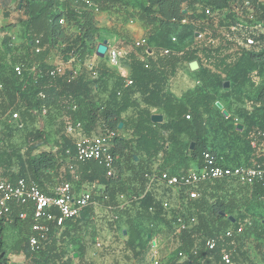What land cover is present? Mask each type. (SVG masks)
Here are the masks:
<instances>
[{
  "label": "trees",
  "instance_id": "1",
  "mask_svg": "<svg viewBox=\"0 0 264 264\" xmlns=\"http://www.w3.org/2000/svg\"><path fill=\"white\" fill-rule=\"evenodd\" d=\"M133 1L24 0L27 16L23 23L26 33L24 41L21 45H14L12 37H5L0 45V114L12 119L13 113L18 112L19 120H12L24 129L31 126L29 137L36 143L45 138L50 125L59 123L64 128L60 145L62 163L69 161L67 180L58 178L61 166L54 153L44 151L39 155L34 154L38 148L36 144L30 146L25 156L17 159L13 158L11 152H1L0 170L1 178L14 182L22 178L34 181L43 190L56 182L69 181L73 185V182H77L80 186L78 188L86 184L93 185L103 190V200L109 203L106 208L117 205V195H125L128 198L126 206L110 213L118 217L113 221L116 225L124 221L128 226L125 229L126 244L135 256L143 260L147 246L142 225L145 221L151 224L160 220L165 222L166 211L154 189V185L161 182L155 181L148 188L145 174L152 170L144 166L141 156L152 162L159 159L160 155L168 157L173 155L171 152H176L187 156L197 166H202L203 154L208 150L224 156L211 146L210 135L227 128L235 120V115L244 120V130L239 131L238 125H235L234 133L248 135L250 142L258 139L259 131L264 129V88L257 100L252 102L251 109L241 105L237 113H234L235 110L226 107L230 113L226 118L217 107V102L224 104L218 92L224 88L225 82L231 83V87L223 95L229 98L236 91L235 86H245L251 81L253 72L256 71L258 75L264 73V0H145L139 4ZM87 2L101 12L120 13L129 11L130 8L138 10L129 14L138 18L148 30L153 54L147 51V61L130 56L132 61L129 78L133 81L131 86H126V78L118 74L106 59L101 58L97 60L98 78L94 80L87 74L71 82L63 76L52 78L49 75L54 66L45 63V59L52 50L58 51L60 56L69 55L70 59L75 58L73 63L80 66L93 57L96 42L101 38V29ZM208 8L221 13L227 9L232 11L226 16L229 22L225 32L220 30L222 23L215 26L214 21H210L205 13ZM251 9L254 10L255 21L262 27L244 30L247 26L243 22L249 17ZM185 18L190 20L188 24L182 23ZM61 20L65 23H61ZM202 21H207L208 24L199 25ZM69 27L77 28L76 33H71ZM207 28L210 35L207 34L201 49L189 47L179 55L161 54L160 50L164 48L182 50L188 41L196 38L197 32H205ZM174 36L178 38L177 45L172 42ZM38 37L44 47L40 54L34 49V40ZM249 37L255 40V45L247 46ZM202 58L208 67L203 66ZM194 60L200 63L198 79L201 85L179 98L171 91V80L177 76L185 62ZM35 63H38V72L30 73L29 69ZM18 64L25 67L22 77L17 76L14 71ZM239 101L241 102L240 99ZM74 105L78 106L77 110H73ZM44 106L48 110L46 115H42ZM154 109L165 116L163 123L152 122ZM130 111L131 116L125 118ZM187 115H190V119H187ZM78 122H81L82 128L68 134L67 124L73 123L76 126ZM124 129L131 131L129 138L121 135ZM77 132L81 134L76 136ZM110 133L114 134L113 153L116 157L123 158L129 152L134 153L128 178L120 169L119 162V173L115 177H108L105 166L99 162L78 163L66 155V150L73 149L75 141L82 136ZM184 138H187L189 148L193 142L196 144L189 155L185 153L187 145L185 146ZM224 157L227 165L241 164V161ZM137 158H140L138 162ZM15 163H18V170H14ZM142 169L145 171L142 172ZM223 181L229 180L206 181L200 184V197L190 202L193 210L191 216H195L198 223L191 229L176 233L179 253L183 252L187 257H180V260L169 264H224L221 258L224 251L231 253L233 264H245L243 253L239 249L240 243L254 237L264 241V223L248 221L245 214L241 216L235 198L228 199L217 195L222 188L220 182ZM249 189L253 197L264 198L262 184ZM180 191L182 196L187 197L182 189ZM104 196L109 199L105 200ZM22 210V206H15L12 214L4 220L21 225L29 222L32 227V212L22 221L19 219ZM93 214L94 207H89L79 217L67 221L64 227L52 225L48 240L36 253L31 251L28 237L24 247L26 257L33 264H71L72 259L68 257L67 248H61L60 237L71 240V231L91 221ZM230 217L234 218V222ZM245 222L247 227L243 235L229 238L223 234L226 229L238 227ZM2 226L0 223V264H9L3 240L5 228ZM58 232H61L60 237ZM149 234L153 235L148 232L145 237L148 238ZM206 237L217 239L215 250L204 249ZM73 242L77 244V241L72 240L71 243ZM146 242H150L149 239ZM194 249H198L196 255L192 253ZM85 251V245L81 244L77 250L79 258H82Z\"/></svg>",
  "mask_w": 264,
  "mask_h": 264
},
{
  "label": "rangeland",
  "instance_id": "2",
  "mask_svg": "<svg viewBox=\"0 0 264 264\" xmlns=\"http://www.w3.org/2000/svg\"><path fill=\"white\" fill-rule=\"evenodd\" d=\"M225 16V13H221L220 15H215L213 18H210V21H214L215 26L222 23V28L220 30L224 32L225 27L228 25V20H226ZM4 18L11 19L12 22L8 23L7 26L12 25L11 27H15V30L13 34L10 33L11 29L7 32L2 31L3 35L0 36V41H3L5 37H15L14 40L12 39V43L14 45H21L26 36L23 25L24 21L27 20L24 3L23 8L20 10V0H0V22L2 19L4 20ZM107 19L108 24H102L100 20H97V25H100L98 27L101 29V38L96 42L94 53L96 52L98 44L101 43V39H111L118 36L122 39L119 46L126 49V55H134L136 57L147 55L146 48L137 49L132 44L134 39L124 37V26H119V24L122 23H117V20H113L109 15H107ZM241 19L244 18L241 17ZM122 22H124V20ZM243 23V25L247 26L244 30H248V28L249 30H254L262 27L258 21L250 20L249 17L246 18ZM199 25H204L203 21ZM4 26L5 25H1L0 29ZM17 26H19V28H16ZM64 26L67 27V24ZM69 29L71 33H76L77 28L69 27ZM197 30L200 31L199 28ZM198 33L201 32L196 33V38L198 39L194 38L192 41L187 40L188 43L183 48L190 47L191 49H201L205 43L202 41L207 37H201ZM208 34L210 35V33ZM53 53L55 54L56 52ZM55 56H58V54ZM61 58L69 65L70 69L81 68L76 62L73 63L70 61L69 55H62ZM202 62L204 67H208V64L203 58ZM198 71H191L189 63L185 62L180 68L177 76L171 80V91L177 97L181 98L187 91H191L195 89L196 86L201 85V82L198 79ZM252 75L251 81L245 86H235L236 91H234L233 95L229 98L225 96L223 97V95L227 93L226 88L219 89L218 95L224 103V108L230 107L232 110H235L234 113H237L241 105L251 109L252 102L257 100L261 90L264 88V73L258 75L255 71ZM131 113V111L127 113L125 118L130 117ZM243 123L244 120L235 115V120L227 128L221 129L217 134L212 133L210 135L211 146L219 153L226 156L228 160L241 161V164L254 165L259 163L264 165V143L260 142L259 147L254 149L248 135L234 133L235 125H243ZM30 130L31 126L29 129L18 127L11 118H6L4 114H0V153L3 151L11 152L13 158L17 159L18 157L25 156L30 146L36 144L38 145V148L35 150L34 154L39 155L44 151L54 153L58 160V164L61 166L60 176L58 178L62 181L67 180V165L69 164V161L66 160L62 163L60 153L64 128L61 127L59 123H53V125H50L49 128H47L45 138L38 143L29 137ZM80 134L81 132L75 133L76 136H79ZM121 135L129 138L131 136V131L129 129H124L121 131ZM184 141L186 146L188 143L187 138H184ZM226 148H229L228 153L225 152ZM185 151V153L189 155L191 148L187 145ZM132 154L134 153L129 152L123 158L117 157L120 169L124 172V175L127 178L131 174L130 165H132ZM171 154H173V152H171ZM141 158L145 167H149L152 171L157 169L154 165V162L157 160L148 162L144 156H141ZM139 159L140 158H137V162ZM159 160H161L159 163H162V165L160 164V166H158L160 167L158 168L160 170L161 167L169 165L166 167L169 168L170 166L175 165L177 159L172 158V156H159ZM14 170H18V163H15ZM144 171L145 170L142 169V172ZM73 183L77 189L84 188L92 191L98 205L94 207V214L91 221L89 220L87 223H84L71 231V240L63 239V237H60L61 232H58L61 248H67L68 257L72 259L71 264H169L174 260H180L178 235L173 228L172 222L178 215H184L187 217L191 216L193 213L192 207L190 206V202L192 201L187 197L182 196L180 189L169 188L163 183H156L154 185L156 195L161 199L166 211L165 222L160 220L157 223L151 224L145 221L142 225L144 242L147 246V250L144 252L145 256L143 255L144 257L141 261L126 244L127 234L124 232L128 226L124 221H121L117 225L113 222V215L106 208V205H109V203L103 200V190H99V188L90 184L78 188L80 187L79 184L77 182ZM220 183L222 188L217 193L219 197L225 196L228 199L235 198L241 216L245 214L248 221L251 220L257 224L264 223V198L253 197L249 188L244 187L235 181L229 180ZM115 202L118 203V195ZM0 223H2V227L5 228L3 240L5 242V248L7 251L6 255L9 259V264H33L29 258L26 257L24 251L25 242L31 233L29 222H26V225H21V223H13L8 219H2L0 220ZM20 225L23 227L21 228ZM148 232L153 233L152 238L150 239L145 237ZM147 239H149L150 242H146ZM72 240L77 241V244L75 242L71 243ZM98 242L102 243L101 247L97 246ZM81 244H84L86 247L85 254L82 258H79V254L75 257ZM239 249L241 253H243L245 264H264V241L257 239V237L247 239V241L240 243Z\"/></svg>",
  "mask_w": 264,
  "mask_h": 264
},
{
  "label": "built area",
  "instance_id": "3",
  "mask_svg": "<svg viewBox=\"0 0 264 264\" xmlns=\"http://www.w3.org/2000/svg\"><path fill=\"white\" fill-rule=\"evenodd\" d=\"M87 3L95 15L102 13L92 3ZM205 13L209 18L221 14V12L213 11L211 8L206 9ZM248 15L250 20H255L254 10H249ZM189 22L190 20L188 18L182 20L183 24H188ZM61 23L64 24V20H61ZM203 24L208 23L207 21H203ZM231 27L232 29H235V27ZM208 33H210V30L207 28L206 32L198 33V35L206 37ZM12 39L14 40L15 37H12ZM103 40L105 39H101V42ZM172 42L177 45L178 38L176 36L172 37ZM132 44L137 49L146 48V52L149 51L150 54H152V45L150 44L148 37L134 39ZM252 45H255V40L250 37L247 38V46ZM34 49L37 54H40L44 50L40 37L34 40ZM187 49L188 48H183L182 50H178L177 48H164L161 49V54L163 56L179 55ZM94 55L98 58L96 52ZM104 59L107 60L111 67H119L122 60L120 49L108 42V49ZM75 60L76 59L73 57L70 59L71 62H74ZM38 69V63H35L29 69V72L36 73L38 72ZM14 71L17 76L22 77L25 72V67L21 64L15 65ZM84 74H87L92 80L98 78V63L96 60L91 58L79 69H70L68 65L62 63L55 65L49 71V75L52 78L63 76L68 82L74 81ZM132 84L133 81L130 78H127L126 86H131ZM0 87L2 86L0 85ZM41 96L43 98L45 97L44 94H41ZM77 109L78 106L74 105L73 110ZM47 111V107L44 106L42 109V115H46ZM12 119L19 120L18 112L13 113ZM187 119H190V115H187ZM81 128V122L76 123V126L73 123H68L66 126V132L72 134L75 130ZM258 134L259 138L254 139L251 142L254 149L259 147L260 142L264 143V129L260 130ZM113 136V133L107 135L82 136L75 141L73 149L66 150V155L68 158L78 163L97 161L105 166L108 177H115L119 173V167L117 157L113 153ZM145 177L148 180V188H150L155 181H160L170 188L182 189L184 194L190 200H196L200 197L198 191L200 184L206 181L234 180L249 188H253L257 184H262L264 186V165L259 163L254 165H227L224 156H221L212 150H208L203 154L202 166H197V168L187 173L174 174L169 170L152 171L147 172ZM104 199L108 200L109 197L104 196ZM127 203L128 198L125 195H120L118 197L117 205H110L107 207V210L113 211L115 209H123ZM97 205L98 202L92 191L84 188L77 190L69 181L56 182L54 185L48 186L47 190H43L34 181H28L22 178L14 182L1 178L0 170V219L8 218L12 214L15 206H22L23 208L19 214V219L22 221H25L29 217V213L32 212L33 223L31 227V235L28 239V245L34 253L38 252L48 240L52 225L56 227H64L67 221L79 217L86 208L96 207ZM117 219L118 217L113 215L112 220L114 221ZM197 223L198 221L195 216L186 217L184 215H178L175 217L172 224L175 232L178 234L184 230L191 229L197 225ZM246 227L247 223L245 222L238 227L234 226L226 229L223 234L229 238L241 236L245 232ZM217 245L218 241L216 238L206 237L204 249L212 251L216 249ZM97 246L101 247L102 243L98 242ZM192 253L196 255L198 249H194ZM179 256L182 258L187 257L183 252L179 253ZM221 258L224 264H233L230 252L224 251Z\"/></svg>",
  "mask_w": 264,
  "mask_h": 264
},
{
  "label": "crops",
  "instance_id": "4",
  "mask_svg": "<svg viewBox=\"0 0 264 264\" xmlns=\"http://www.w3.org/2000/svg\"><path fill=\"white\" fill-rule=\"evenodd\" d=\"M145 0H134L133 3L135 4H139V3H143ZM13 2V1H12ZM138 11L137 9L134 8H130V10L126 11V12H102L101 14L96 15V21L100 20L102 22V24L107 23V15H109V17H111L113 20H117V23H122L119 24V26L123 25L124 26V37H128L131 39H138L141 37H148V30L143 26V24L138 20V18H136L135 16L130 15L129 13L131 12H135ZM232 11L230 9H227L225 11H223V13L227 15H229ZM111 13V14H110ZM225 16V17H226ZM124 20V22H122ZM11 19H6L4 18V20L2 19V21L0 22V26L1 25H5L4 27H2V29H0V36L3 35L2 31H9V29H11L10 33H14L15 27H8L7 24L11 23ZM229 22V21H228ZM116 24V23H115ZM114 24V25H115ZM100 26V25H98ZM16 28H19V26H17ZM107 40L109 43H111V45H114L116 47H118L121 51V55H122V60H121V65L119 67L114 68L118 74H120L121 76L125 77L126 79L129 78L131 76V61L132 58H130V55H126V49L124 47H120L119 45L121 44V37L119 38L117 37H113L111 39H105ZM2 44V41H0V45ZM99 45V44H98ZM98 47V46H97ZM53 52H56L55 54ZM56 54H58V56H55ZM150 54V53H149ZM153 54V52H152ZM149 55H142L139 56V58H141L142 60H147ZM94 60H98V58L100 57H95V55H93L92 57ZM147 58V59H146ZM45 63H47L50 66H55L58 64H62L65 63L61 56L59 55V53L54 50L51 51L47 58L45 59ZM66 64V63H65ZM68 65V64H66ZM69 67V65H68ZM224 106V104H223ZM226 109V108H225ZM154 114H161L158 110H153V115ZM164 116V115H163ZM165 116H164V121H165ZM163 121V122H164ZM242 125V124H241ZM239 130V129H238ZM244 130V125H243V129L239 130V131H243ZM225 152H229V148H226ZM161 156V155H160ZM172 158L177 159L175 161V165L170 166L169 168L166 167H161V169L159 170L158 166H160V164L162 165L161 160L157 159L156 162H154V165L156 166L157 169H154L153 171H164V170H169L173 173H187L195 168H197V163L192 161L191 159H188L187 156H181L179 155V153H173ZM112 214V213H111ZM96 260V259H95Z\"/></svg>",
  "mask_w": 264,
  "mask_h": 264
},
{
  "label": "water",
  "instance_id": "5",
  "mask_svg": "<svg viewBox=\"0 0 264 264\" xmlns=\"http://www.w3.org/2000/svg\"><path fill=\"white\" fill-rule=\"evenodd\" d=\"M23 3L24 0H20V10L23 8ZM108 49V41L107 40H103L101 43H99L97 49H96V54L98 57H100L101 59L105 58L106 52ZM189 67L191 71H198L200 69V63L198 60H194L192 62L189 63ZM230 87V82H225L224 84V88L228 89ZM217 107L222 110L223 114L225 115L226 118H228L230 116V113L228 112L227 109L224 108L223 104L220 102H217ZM164 121V116L162 114H154L152 115V122L154 123H163ZM120 127H123V124L120 125ZM238 129L242 130L243 129V125L239 124L238 125ZM196 144L193 142L191 145V150L195 149ZM232 219V221L234 222V218L230 217ZM125 234H127V231L125 230L124 232ZM148 238H152V235L149 234ZM156 244V242H155ZM78 256V253L75 254V257Z\"/></svg>",
  "mask_w": 264,
  "mask_h": 264
}]
</instances>
